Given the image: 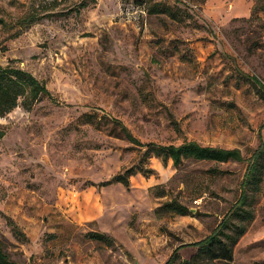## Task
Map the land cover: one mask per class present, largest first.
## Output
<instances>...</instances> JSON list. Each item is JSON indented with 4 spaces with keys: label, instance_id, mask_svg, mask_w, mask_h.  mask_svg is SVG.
Here are the masks:
<instances>
[{
    "label": "rangeland",
    "instance_id": "rangeland-1",
    "mask_svg": "<svg viewBox=\"0 0 264 264\" xmlns=\"http://www.w3.org/2000/svg\"><path fill=\"white\" fill-rule=\"evenodd\" d=\"M80 1L0 0V65L50 93L0 117V243L24 264H163L235 204L259 132L264 141L255 0H85L76 13ZM156 2L176 16L151 11ZM117 122L141 142L193 140L244 159L143 158ZM138 163L150 171L127 187L102 184ZM242 207L252 217L232 218L245 226L232 260L210 264H264V180ZM196 252L181 248L174 264Z\"/></svg>",
    "mask_w": 264,
    "mask_h": 264
},
{
    "label": "trees",
    "instance_id": "trees-1",
    "mask_svg": "<svg viewBox=\"0 0 264 264\" xmlns=\"http://www.w3.org/2000/svg\"><path fill=\"white\" fill-rule=\"evenodd\" d=\"M78 5V7L74 8L76 13H78L79 7L86 6L87 3L85 0H82ZM151 6L153 7L151 11L155 9L157 12L168 13L173 18L176 16L172 8L163 3L156 2V4H151ZM67 11L70 12V10ZM35 19L36 15L30 13L22 18V22L28 26ZM247 20L255 21V33L260 36V41L257 42L258 47L264 46V0H255ZM3 22L4 20L0 18V23L2 24ZM252 79L264 89V83L255 76H252ZM42 95L49 96L50 93L45 85L38 81L30 72L8 64L4 66L0 65V117L6 115L18 105L25 110H30L32 105ZM117 123H119L120 130L127 140L144 148L143 158L154 156L161 158L163 163L170 160L175 167L184 159L213 160L218 162L229 159H244L240 150L237 148L201 145L193 140L184 141L177 145L141 142L125 125L120 122ZM4 133V129L0 127V138L3 137ZM245 160L246 167L240 184V194L235 204L223 215L220 222L209 234L197 241L179 244L173 249L163 264H174L179 255L178 251L184 247H194L197 249V252L189 260L182 261V264H210L214 261L229 263L232 260V247L245 231V226L239 223H232V218L234 216L242 219L252 217L251 212L244 209L242 205L247 200L248 191H258L260 182L264 180V141L261 139L260 132L258 133L257 147ZM140 161H142V158ZM149 171V168H143L142 164L138 163L136 166H130L121 173L115 174L110 179L103 181L102 184L107 185L118 182L127 187L129 185V176L137 172L146 174ZM162 206L179 214H186L188 211L184 205L178 203L176 200L164 202ZM230 225L233 227V232L231 233L226 230ZM91 235L100 240L111 241L102 233H94ZM0 264L24 263L11 260L3 251L0 243Z\"/></svg>",
    "mask_w": 264,
    "mask_h": 264
}]
</instances>
